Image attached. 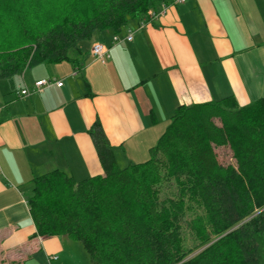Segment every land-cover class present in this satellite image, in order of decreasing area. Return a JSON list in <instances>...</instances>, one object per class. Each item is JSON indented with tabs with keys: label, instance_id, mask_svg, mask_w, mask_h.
<instances>
[{
	"label": "crops",
	"instance_id": "obj_1",
	"mask_svg": "<svg viewBox=\"0 0 264 264\" xmlns=\"http://www.w3.org/2000/svg\"><path fill=\"white\" fill-rule=\"evenodd\" d=\"M165 2L164 13L159 3L129 20L117 43L109 30L94 32L75 63L38 64L17 84L0 80L1 259L85 264L68 238L36 235L26 198L31 179L53 169L75 180L102 173L88 133L96 119L125 166L147 159L179 105L264 98V0ZM94 41L108 48L105 63L91 55ZM40 79L62 85L35 90Z\"/></svg>",
	"mask_w": 264,
	"mask_h": 264
},
{
	"label": "trees",
	"instance_id": "obj_2",
	"mask_svg": "<svg viewBox=\"0 0 264 264\" xmlns=\"http://www.w3.org/2000/svg\"><path fill=\"white\" fill-rule=\"evenodd\" d=\"M41 1L0 0V25L25 29L26 10ZM165 1L102 0L90 16L42 28L20 58L0 60V80L41 63H75L94 32L117 34ZM88 133L102 173L33 177L26 201L36 235L78 242L91 264H264L263 97L179 105L147 159L125 166L98 119ZM217 146L231 149L234 165L220 164Z\"/></svg>",
	"mask_w": 264,
	"mask_h": 264
},
{
	"label": "rangeland",
	"instance_id": "obj_3",
	"mask_svg": "<svg viewBox=\"0 0 264 264\" xmlns=\"http://www.w3.org/2000/svg\"><path fill=\"white\" fill-rule=\"evenodd\" d=\"M101 1L102 0H44L39 4L31 3L26 10L27 23L25 29L17 23L11 24V28H9L10 24L8 22H4L5 24L2 23L0 25V60L6 59L10 54L20 58L24 49H29L34 46V39L42 28L67 20L68 17L69 21H71L73 20V16L78 19L90 16L94 8ZM8 29H10V31ZM23 30H27V32ZM29 69L30 68L25 69L24 67V70ZM11 78L12 80L14 79V84L20 81L19 74L13 75ZM214 150L220 164L224 166L234 165L235 162L232 157V152L228 146H217ZM144 156V158H147V153ZM120 164H123L122 161H120ZM185 234L188 246H191L194 243L193 236L189 230H185ZM72 243L76 247H70V251L74 253L77 259L85 264H91L82 246L75 241ZM1 258L2 253H0V264H22L21 260H5Z\"/></svg>",
	"mask_w": 264,
	"mask_h": 264
},
{
	"label": "built area",
	"instance_id": "obj_4",
	"mask_svg": "<svg viewBox=\"0 0 264 264\" xmlns=\"http://www.w3.org/2000/svg\"><path fill=\"white\" fill-rule=\"evenodd\" d=\"M171 1L176 3V2H184L186 0H171ZM165 9H166V3H162L158 10V14L164 13ZM120 38L121 37H119L118 34H114L112 36V44L119 42L121 40ZM125 38L127 40H130L132 38V32L130 30ZM90 52L93 58L100 61L101 63H105L107 58L109 57L108 48L104 45V43L99 42V41H95L92 43ZM52 83H55V85L57 86L62 85V81L52 82L49 79H40L34 82V88L35 90H40L42 86H48V85H51ZM28 93H29L28 88H24L20 91L21 95H26Z\"/></svg>",
	"mask_w": 264,
	"mask_h": 264
}]
</instances>
